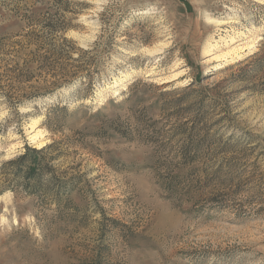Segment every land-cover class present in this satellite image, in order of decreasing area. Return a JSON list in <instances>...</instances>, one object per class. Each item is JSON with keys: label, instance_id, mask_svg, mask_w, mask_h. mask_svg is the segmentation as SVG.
<instances>
[{"label": "rangeland", "instance_id": "rangeland-1", "mask_svg": "<svg viewBox=\"0 0 264 264\" xmlns=\"http://www.w3.org/2000/svg\"><path fill=\"white\" fill-rule=\"evenodd\" d=\"M0 264H264V0H0Z\"/></svg>", "mask_w": 264, "mask_h": 264}, {"label": "trees", "instance_id": "trees-1", "mask_svg": "<svg viewBox=\"0 0 264 264\" xmlns=\"http://www.w3.org/2000/svg\"><path fill=\"white\" fill-rule=\"evenodd\" d=\"M44 48V47H43ZM58 51L56 50H52V49H46L44 48V51L42 52V54H39L38 56L40 58H54L55 63H57L58 61H61L62 58H64V55L67 54V58H69L67 51H65L64 49H62V47L57 48ZM83 52V53H82ZM81 55L86 54L87 51H82ZM36 53H39V49ZM29 54H32V52H29ZM44 54V57H43ZM81 55L78 56L77 61L79 63L77 64H66L65 62L61 63L60 65V69L58 72H56V75L54 74V76L56 77V80L52 82V84L54 85V87H58L61 85H65L70 83L71 81H73V79L79 78V79H83V78H89L91 75V68L94 66L95 64V60L92 57H82ZM80 60V61H79ZM34 62L33 58H28L24 65L27 68V70H30V68L32 67L31 63ZM68 65H70L71 69L68 67ZM39 69L44 68V66H39ZM52 90H46V91H37L35 92V94H46L48 92H51ZM45 148L41 147V148H31V147H25V150L16 155L14 158L9 159L8 161L4 162V164L6 165H12L14 166V173H23L25 175V177L27 178H34V174L36 172V170L38 169V167H40L41 165V154L43 152Z\"/></svg>", "mask_w": 264, "mask_h": 264}, {"label": "bare ground", "instance_id": "bare-ground-1", "mask_svg": "<svg viewBox=\"0 0 264 264\" xmlns=\"http://www.w3.org/2000/svg\"><path fill=\"white\" fill-rule=\"evenodd\" d=\"M207 21H208V19H207ZM211 21V20H210ZM214 22L215 23H217L218 24V26L219 25H222V24H225V23H228V22H225L224 20H223V22H221V21H217V20H214ZM213 22V23H214ZM229 22H231V21H229ZM258 30V28L256 27V29H254L253 31H249V33L248 34H245V33H243V38H245V41L243 42V44L242 45H237V46H235V47H231L230 46V48H232V49H229V50H227V51H224V52H221V53H215L214 52V50L215 49H217V48H219L220 46H228V45H230V44H233V43H235L236 42V40H235V37L236 36H229V39H224V38H222L221 40V44H219L218 45V43H217V41L216 42H214V43H212V42H209L208 43V46H207V50H206V53H207V56H208V58H206L207 59V61H218L220 58H227L228 57V55H231V54H233V52H238V51H242V50H245L246 48L248 49V48H250L251 46H250V44H252L251 42L252 41H254L253 39H254V35L255 34H257V31ZM259 32V31H258ZM260 34V33H259ZM242 35V34H241ZM238 36V35H237ZM256 36V35H255ZM261 37V36H260ZM259 37V38H260ZM154 51V50H153ZM239 53V52H238ZM236 54V53H235ZM238 55V54H237ZM230 57V56H229ZM229 59H225V61H221V62H218V63H216L214 66H215V69L216 68H220V67H222L223 66V64H224V62L225 63H227V61H228ZM178 72V71H177ZM176 72L173 74V76L175 75V77H176ZM179 74V73H178ZM178 74H177V76H178ZM119 80V79H118ZM117 82H115V84H116ZM118 84V83H117ZM119 86V85H118ZM116 88V87H115ZM114 88V89H115ZM117 89V88H116ZM103 100V99H102ZM35 126V125H34ZM32 128V127H31ZM36 128V127H35ZM42 131V130H41ZM40 131V132H41ZM39 131H38V129H32V130H29V139H31V140H35V138L37 139V136H39V133H38ZM41 136V135H40ZM41 138V137H40ZM39 139V138H38ZM42 143H39V142H37V147L38 146H40Z\"/></svg>", "mask_w": 264, "mask_h": 264}]
</instances>
